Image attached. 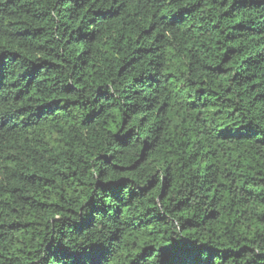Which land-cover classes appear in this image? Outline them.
Here are the masks:
<instances>
[{
    "label": "trees",
    "instance_id": "1",
    "mask_svg": "<svg viewBox=\"0 0 264 264\" xmlns=\"http://www.w3.org/2000/svg\"><path fill=\"white\" fill-rule=\"evenodd\" d=\"M0 264H264V0H0Z\"/></svg>",
    "mask_w": 264,
    "mask_h": 264
}]
</instances>
